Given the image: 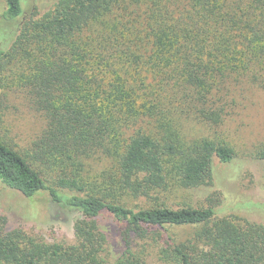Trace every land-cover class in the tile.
<instances>
[{"label":"trees","instance_id":"1","mask_svg":"<svg viewBox=\"0 0 264 264\" xmlns=\"http://www.w3.org/2000/svg\"><path fill=\"white\" fill-rule=\"evenodd\" d=\"M0 1V98L45 122L26 154L0 140V183L81 215L74 244L1 223L0 264H151L135 242L149 239L162 264H264V224L220 215L221 192L203 207L150 199L208 188L235 158L186 129L219 126L236 88L264 89V0H58L29 16ZM101 219L120 226L113 258Z\"/></svg>","mask_w":264,"mask_h":264},{"label":"rangeland","instance_id":"2","mask_svg":"<svg viewBox=\"0 0 264 264\" xmlns=\"http://www.w3.org/2000/svg\"><path fill=\"white\" fill-rule=\"evenodd\" d=\"M22 1L25 15L29 16L43 14L58 0ZM2 33L5 31H0V42ZM232 96H234V103L219 126L208 129L203 124L190 123L186 132L191 136L227 143L235 152L233 161L227 166H218L216 169L218 179H215L208 188L185 191L172 186L166 192L154 194L150 199L158 197L159 202L163 201L171 208L184 205L203 207L209 204V197L212 198L215 193L221 192L223 198L226 196L227 202L218 207L220 215L233 214L240 219L264 224V162L257 157L258 149L264 145V89L244 86L236 88ZM44 126L42 116L31 109L21 95L11 93L4 99L0 98V140L2 142L26 154ZM103 167L104 165L101 164L98 170ZM90 180L96 181L95 178ZM150 199L141 198L135 203L149 204ZM230 202L239 204L240 208L232 209V205L227 204ZM80 216L78 213L53 205L44 192L32 198H25L0 183V225L3 223L2 227L6 231L19 229L46 243L74 244V224ZM101 225L103 230L110 234L111 244L108 245V249L113 258L117 251H122L120 226L110 219H101ZM170 230L184 239L193 231L189 227ZM118 239L120 242H117ZM135 242L139 247H145L146 254L149 255V263L162 264L158 261L157 255V248L162 244L161 241L154 242L149 239L135 240Z\"/></svg>","mask_w":264,"mask_h":264}]
</instances>
